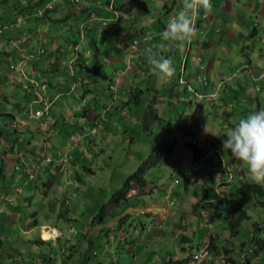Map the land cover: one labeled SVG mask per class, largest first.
Wrapping results in <instances>:
<instances>
[{"label":"rangeland","instance_id":"1","mask_svg":"<svg viewBox=\"0 0 264 264\" xmlns=\"http://www.w3.org/2000/svg\"><path fill=\"white\" fill-rule=\"evenodd\" d=\"M48 1L0 0V264H264V246L250 241L256 228L264 245V187L236 209L234 190L254 182L222 151L227 128L264 107V91L250 104L244 98L245 107L190 100L179 62L165 83L148 63L154 49L131 67L128 54L146 44L138 18L154 33L167 20L153 5L146 14L145 0H97L88 25L78 15L92 0H55V19L40 20L44 6L31 17ZM190 70L183 79L195 87ZM36 108L39 119L30 115ZM187 140L202 147L199 159ZM151 161L147 185L114 205L115 192ZM104 205L115 214L97 222ZM241 210L248 219L233 234L226 217L233 224ZM195 253L203 257L192 262Z\"/></svg>","mask_w":264,"mask_h":264},{"label":"crops","instance_id":"2","mask_svg":"<svg viewBox=\"0 0 264 264\" xmlns=\"http://www.w3.org/2000/svg\"><path fill=\"white\" fill-rule=\"evenodd\" d=\"M92 1L93 3L88 1L90 6L87 7L89 11L94 10L95 12L94 4L99 0ZM130 1L131 6L140 4V0ZM162 2H166V0H152V2L145 0L146 14H150L148 6L153 5L158 9V14L155 12L154 15L156 14L159 18L163 15L167 20L163 24L160 23V20H157L158 24H161L162 29L159 33H154L149 27L145 29L143 20L146 18H138L142 23L139 37L146 44H137L140 50L134 49L138 50V52L132 51L131 54H128L133 59L130 61L131 67L138 66L140 62H146V51L156 49L161 43L160 34L165 29L167 22L182 8V0H168L170 8L168 6L161 7ZM211 3L212 11L207 15L201 11L202 15L200 13V17L197 18L198 34L190 43L191 47L188 49L184 62V51L181 52L174 47L169 49L165 55L172 58L173 63L179 62V68L183 63L184 73H186L188 67L191 69L189 73L187 72V77H189V80H194L195 87L199 91L210 93L219 90L215 98L216 102L223 103L227 101L231 104L234 100L238 104H243V106L246 103L250 104V102L254 101V97L258 96L259 92L264 91V76H262L264 71V44L259 40V37L264 35V0H211ZM79 16H81V21L84 14ZM53 17H44V20L55 19ZM90 17L94 16L90 15ZM116 19L114 17V20ZM44 20L42 19L41 21ZM154 22L155 19H153L150 26ZM98 27H100L99 24L94 23L92 25L93 29H91L92 32L93 30L97 31L98 36L101 37L103 34L100 35ZM249 29L252 30L248 32ZM68 33H72V30L70 29ZM55 40H57V37L53 39V42ZM30 44L28 43L27 46L31 47ZM191 50L194 51V55L190 57ZM198 56H200V60H198ZM112 57L114 58V63V61H123L122 59L126 56ZM126 64L124 65L128 67ZM232 75L234 77H230ZM198 76L205 78V81H209V85L203 88V85L197 79ZM226 76L232 78L231 81L227 80ZM201 85L202 88H200ZM256 89H259L258 94H256ZM249 94H253V98L249 97ZM244 98L248 101L245 104L243 103ZM222 109L225 108L222 107Z\"/></svg>","mask_w":264,"mask_h":264},{"label":"clouds","instance_id":"3","mask_svg":"<svg viewBox=\"0 0 264 264\" xmlns=\"http://www.w3.org/2000/svg\"><path fill=\"white\" fill-rule=\"evenodd\" d=\"M70 1L72 4H77L78 2H80V0ZM109 1L110 0H108V5L111 7L113 0H111L110 3ZM54 3L55 0H51L45 2L44 5L40 7L37 6L34 15H31V17L36 16L35 14L44 6V14L43 16H41L43 18H41L40 20H44V17L49 18V14L54 9ZM47 9L51 11L46 13L45 11ZM201 11H203L205 15L209 14L212 11L211 0H182L181 10L174 16H172L167 22L165 29L160 34L161 43L156 47V49L148 54V63L151 65V71L153 75L156 76L158 82H168L176 74V68L174 67L173 59L165 55V53L169 49L174 47L175 49L183 52L186 48V52L183 55L184 62L187 56L188 49L191 47L190 43H192V41L197 37L198 29L196 26V19L200 17ZM90 12L92 11L80 12V15L84 14L82 23L87 25L90 24V21H88V19L93 18L90 17ZM31 17H29L28 19H30ZM21 20V16L16 17L17 23ZM102 24L105 25L106 21H103ZM81 32L82 31L79 29L80 37L83 36V33ZM259 40L264 44V35L260 36ZM30 42V45L32 46L33 43L31 40ZM136 44L138 43L133 40L132 48L135 49ZM16 49L19 50L17 46ZM73 49L75 51V54L72 58L73 60H78V43L73 46ZM39 50V52H36L37 57L42 53L43 48H40ZM33 56L34 55L31 53V57ZM20 60H23V58H21ZM198 60H200V56H198ZM77 62H79V60ZM183 75L184 64L182 63L181 67L179 68L178 81L181 84H186L187 89L193 94L190 100L197 99L199 101H209L216 98L219 90H215V92L210 93L199 91L196 87L192 86L190 82L183 79ZM262 76H264V71ZM197 79H199V82L203 85V88L209 85V81H205V78H201L200 76H198ZM34 102H37V100H34ZM37 111H40V114L36 115ZM30 115L35 119H39L43 115V111L40 108H36L34 112H30ZM222 137H226L222 140V151L228 152L234 158V160L239 161L241 165L247 169L248 174L254 184L264 187V107L253 109L249 111L245 116L238 118L234 126L227 128ZM193 256L191 260L192 262H196L193 261ZM201 258L199 256L196 257L198 261H200L199 259Z\"/></svg>","mask_w":264,"mask_h":264},{"label":"trees","instance_id":"4","mask_svg":"<svg viewBox=\"0 0 264 264\" xmlns=\"http://www.w3.org/2000/svg\"><path fill=\"white\" fill-rule=\"evenodd\" d=\"M33 8L36 9L37 5L35 4L33 6ZM49 11H51V10L47 9L45 12L47 13ZM66 77H67V74L65 72V74H63L61 77L58 78L60 80V83L62 80L66 79ZM51 87H52V85H51ZM54 87L58 88L56 85H54ZM57 90H59V89H57ZM186 143H187L186 145L189 147V149L192 150V152H193V159L194 160L199 159V151L201 150L202 147H199L196 142H190L187 140ZM154 163H155L154 161H151L150 163L143 164L134 173H132L127 178V180L124 182L123 186L115 192L114 198L111 200L112 203L114 205L120 204L119 201L123 200L125 198L126 193L131 189H140V190L143 189L147 185L146 179L144 177L145 172ZM2 170H3V167L0 166V175L3 174ZM261 193H263V189L261 186H258L256 184H251L249 182H241L240 186L237 187L236 190H234V192H233V195L235 196V200L237 201V202L235 201L237 203L235 208L236 209H242L243 206L249 207V205L251 203H253L254 195H255V197L258 198L259 195H261ZM128 204L129 203H125L126 206ZM263 204H264V202H263ZM106 213H108L107 214L108 218L115 214V212L110 211V209L108 208L107 205H104L101 208V211L98 213V215L95 218L97 220V222L104 221V219L106 218ZM226 219L228 220V227L230 228L231 232L234 234L235 229H240L242 227V224L247 222L248 215L244 210H241L238 218L235 220V222L233 224L229 221L230 218H228V216L226 217ZM262 224H264V220L262 221ZM254 225H255V223H254ZM252 230H253V234H252V237L250 238V241H256L257 246H258L257 250H260L261 247L264 246L263 244L261 246V242H262L261 237L262 236H260V234L257 235L258 233H256V231H257L256 228L252 229ZM258 241H259V245H258ZM242 242H244V241H242ZM211 245L215 247V245H213V244H211ZM257 250L255 247L254 249H252L251 252H256ZM228 256H230V255H228ZM229 259H231V256ZM178 263L181 264V261H178ZM163 264H167V263L164 262Z\"/></svg>","mask_w":264,"mask_h":264},{"label":"built area","instance_id":"5","mask_svg":"<svg viewBox=\"0 0 264 264\" xmlns=\"http://www.w3.org/2000/svg\"><path fill=\"white\" fill-rule=\"evenodd\" d=\"M38 114H40V111H37V112H36V115H38ZM200 255H201V254L196 253V254L193 256V261H198V260L196 259L197 256H199L200 258L203 257V256H200ZM199 260H200V259H199Z\"/></svg>","mask_w":264,"mask_h":264}]
</instances>
